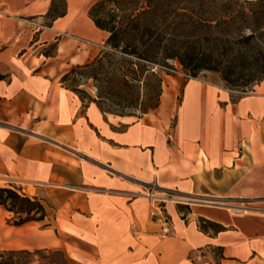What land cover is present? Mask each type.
I'll return each instance as SVG.
<instances>
[{"label":"crops","instance_id":"obj_1","mask_svg":"<svg viewBox=\"0 0 264 264\" xmlns=\"http://www.w3.org/2000/svg\"><path fill=\"white\" fill-rule=\"evenodd\" d=\"M95 1L0 0V186L46 210L13 224L0 204V251L264 264V78L239 94L176 74L153 111L105 112L94 89L62 79L108 36L88 15Z\"/></svg>","mask_w":264,"mask_h":264},{"label":"trees","instance_id":"obj_2","mask_svg":"<svg viewBox=\"0 0 264 264\" xmlns=\"http://www.w3.org/2000/svg\"><path fill=\"white\" fill-rule=\"evenodd\" d=\"M174 4L182 5L186 11L178 14V18L174 17L173 20L185 19L191 24H199L200 33L205 36L217 34L212 29L214 26H211V22H223L224 15L229 16L231 20H238L236 33L240 52L225 60L221 68L218 61L220 63L224 60L213 52L192 55L179 53L172 43L165 40L168 34L176 36L175 29L179 22L166 24L164 19L166 7ZM204 10H209L212 14L204 16ZM88 15L98 28L108 32L105 40L108 48L151 62L176 57L183 68L191 71L194 76L202 69H220L222 79L229 89L245 90L264 78V52L260 48V44H263L261 39H264V0H96L90 5ZM245 30L248 32L243 33ZM101 58L102 55H96L83 65L77 66L94 69V64L100 63ZM74 67L62 77L63 81ZM157 77L160 87L162 80L158 75ZM71 87L76 92L87 95L85 90L77 86ZM92 100L101 110L113 113L102 108L100 94ZM156 106L157 103L152 108ZM0 204L12 213L13 224L40 221L46 217L45 206L38 198L30 197L12 186H0ZM43 255L49 260H46L45 264H67L62 250L50 248L2 250L0 264H34L32 257Z\"/></svg>","mask_w":264,"mask_h":264},{"label":"rangeland","instance_id":"obj_3","mask_svg":"<svg viewBox=\"0 0 264 264\" xmlns=\"http://www.w3.org/2000/svg\"><path fill=\"white\" fill-rule=\"evenodd\" d=\"M165 10L164 19L166 24H171L175 21L179 22L177 29H175L176 36L168 34L165 38L166 42L172 43L173 48L178 50L179 53L185 55L186 52L188 55H192L194 53L213 52L224 60L220 61V63L218 61V66L221 68V66H224L225 60L240 52L237 42L238 34L236 33L238 20H231L229 16L224 15L223 22L219 24H216V21L211 22V26H214L212 29L217 34L205 36L200 33L201 26L199 24H191L189 23L190 21L188 22L185 19L182 21L180 19L173 20L174 17L178 18V14L186 11L182 5L167 6ZM209 12V10H204L202 14L210 16L212 13ZM192 14L194 17L196 16L194 13ZM247 32V30L243 31V33ZM261 40L263 44H260V48L264 52V39L262 38ZM103 45L105 48H101L97 54L102 55L101 62L94 64V69L77 66L84 63L74 65L77 67L73 66L74 69L65 80V84L77 86L80 89L82 88V90L84 88L94 89L96 96L100 94L101 106L106 111L127 116H140L143 113L153 111L159 104L163 90L169 84H175L176 82L173 78L176 74L163 67L170 68L175 64L185 70L180 60L176 57L151 62L129 53L108 48L105 42ZM187 72L192 77L207 81H219L225 84L220 69H202L198 71L196 76L191 71ZM157 75L162 80L160 87ZM252 86H248L245 89H251ZM156 103L157 106L152 108ZM0 184H3V182L0 181ZM32 259L34 264H45V262L49 261L45 255L42 257L34 256Z\"/></svg>","mask_w":264,"mask_h":264},{"label":"built area","instance_id":"obj_4","mask_svg":"<svg viewBox=\"0 0 264 264\" xmlns=\"http://www.w3.org/2000/svg\"><path fill=\"white\" fill-rule=\"evenodd\" d=\"M32 24H34L36 27H40L39 26V24L38 23H36V22H34V21H30ZM60 35H66V36H72L70 33H68V32H62V33H60ZM84 42H86L85 40H83ZM100 48H105V46L102 44V45H100ZM164 69H166V70H168V71H170V72H172L173 74H178V75H180V76H182V77H184V78H192V76L187 72V71H185V70H183V69H181V68H179L177 65H175V64H173V66L172 67H170V68H167V67H163ZM195 78H198V77H195ZM230 90H232V91H234V92H237V93H239V94H245V93H247L248 91H249V89H245V90H237V89H230Z\"/></svg>","mask_w":264,"mask_h":264},{"label":"bare ground","instance_id":"obj_5","mask_svg":"<svg viewBox=\"0 0 264 264\" xmlns=\"http://www.w3.org/2000/svg\"><path fill=\"white\" fill-rule=\"evenodd\" d=\"M60 184V183H59Z\"/></svg>","mask_w":264,"mask_h":264}]
</instances>
